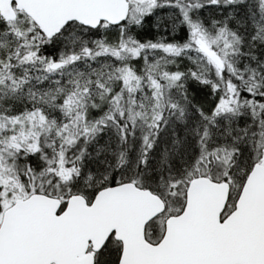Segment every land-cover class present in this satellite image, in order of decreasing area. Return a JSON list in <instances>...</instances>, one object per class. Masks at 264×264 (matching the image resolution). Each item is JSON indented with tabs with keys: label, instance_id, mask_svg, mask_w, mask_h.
Segmentation results:
<instances>
[{
	"label": "snow or ice",
	"instance_id": "1",
	"mask_svg": "<svg viewBox=\"0 0 264 264\" xmlns=\"http://www.w3.org/2000/svg\"><path fill=\"white\" fill-rule=\"evenodd\" d=\"M0 264H264V0H0Z\"/></svg>",
	"mask_w": 264,
	"mask_h": 264
}]
</instances>
